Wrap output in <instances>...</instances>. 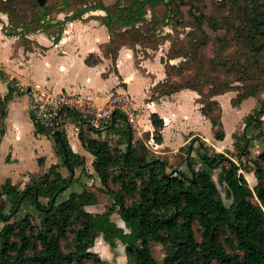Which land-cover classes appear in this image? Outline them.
Listing matches in <instances>:
<instances>
[{"label": "trees", "instance_id": "1", "mask_svg": "<svg viewBox=\"0 0 264 264\" xmlns=\"http://www.w3.org/2000/svg\"><path fill=\"white\" fill-rule=\"evenodd\" d=\"M168 1L170 3L172 0ZM226 1L228 0H220V3L224 4ZM44 2L40 3L38 0V8L45 9ZM164 2L165 0H116L112 9L93 4L66 15L63 20L82 18L86 10L103 9L106 14L96 16L109 32V41L102 50L110 58L115 72L120 47L131 48L135 64L138 65V59L153 57L159 46L169 40L168 50L160 56L165 77L151 87L150 97L158 99L184 88L195 90L202 98L200 113L210 121L214 139L222 140L225 131L220 104L214 96L236 89L237 85L205 75L200 66L194 67L190 74L184 76V70H191V62L200 58L197 48L206 40L182 41L177 38L169 39V33L163 34L162 29L167 20L174 16L179 18L181 13L178 6H167L162 14H156V6ZM237 2L239 0H235ZM22 10V4L17 0L3 3L0 12L7 13L8 16L10 13L11 17H15L14 21L9 20L6 25L18 23L13 29H8L6 25L2 28L6 34L18 35L25 50H32L26 43L31 39L26 35L42 29L50 12L46 10L34 20L36 27L23 29L22 20L18 21L20 16H24ZM228 13L229 16L218 20L216 17L204 19L203 13L195 15L191 12L199 28L203 22L213 31L224 28L240 46V51L235 56L210 59L211 70L225 66L227 71L242 69L244 74L250 73V67L253 70L256 66L257 69L264 60V0H244L243 4L230 7ZM232 13L236 22L233 21L234 17L231 18ZM63 20L55 22V25L60 26ZM21 30L26 31L23 33ZM60 31L56 35H49L53 42L58 41ZM176 58L179 60L171 62ZM85 61L95 64L99 57L90 53ZM173 74L180 76V79H174ZM0 78L6 81L7 87L5 95L0 96L1 139L5 131L3 120L7 102L13 93L20 94L23 91L14 85L15 78H8L2 70ZM203 86H207L206 90ZM261 89L264 86L259 83L250 84L236 93L232 104H240L245 97L255 95ZM263 115L264 98L260 106L245 119L240 135L244 142L248 138L245 135L246 127L253 122L256 126L264 124V119L261 118ZM150 120L156 133L153 141L160 143L163 119L152 112ZM63 123L64 121L61 126ZM34 125L36 132L48 134L43 126L36 122ZM111 128L122 137L119 143L125 144V147L111 153L107 152L106 141L99 136L100 132L89 130L96 136H87L82 129L77 132L82 146L94 157L92 166L101 186L96 189L105 192L112 199L107 210L92 212L86 209V206L97 202L95 191L86 188L71 191L62 200H58V197L64 190L58 192L48 208L51 196L67 180L58 169V163L51 164L46 172L25 183L21 190L11 185L9 179L3 182L0 201L6 194L12 204L10 211L13 218L6 219L9 214L0 210V264H104L101 257L90 250L98 236L111 249L121 243L127 263L132 264H160L153 256L152 242L161 244L165 249L161 264H264V185L261 184L264 169L259 164H256L254 171L257 183L251 189L242 173L222 164V160H228L223 153L215 151L214 155H209L205 151L201 152L206 146L203 140L198 143L196 154L207 169L195 168L189 154L185 161L186 170H183L169 165L150 151L147 153L145 141L143 143L137 140L132 144L130 131L126 128ZM258 134L264 135L263 132ZM60 135L62 143L55 133L51 134L55 152L62 164L66 166L65 149L67 162L71 167L82 165L83 156L71 150L62 130ZM201 146L202 149H199ZM234 146H237L236 140ZM187 149L189 152L193 150L189 149V145ZM240 149L242 147H238ZM259 160L264 161V149ZM229 163L235 167L234 163ZM218 167H221L219 181L224 184L228 204L224 202L212 179L210 170ZM39 192L48 195L46 203L39 202ZM252 195L256 196L261 210L253 208L250 202ZM128 199H131L129 204L126 202ZM18 200L20 204L28 202L41 211L39 222L34 221L31 213L16 217L14 207ZM115 208L124 226L116 224L112 218Z\"/></svg>", "mask_w": 264, "mask_h": 264}, {"label": "rangeland", "instance_id": "2", "mask_svg": "<svg viewBox=\"0 0 264 264\" xmlns=\"http://www.w3.org/2000/svg\"><path fill=\"white\" fill-rule=\"evenodd\" d=\"M22 4L23 10L22 14L24 16H20L19 20H22L21 26L24 28H34L36 27L35 19L42 16V13L48 10L50 13L48 15L47 23H43L42 29L36 31L35 33H45L47 35H56L61 26L55 25V22L52 20L57 19L63 20L66 15H71L73 12L85 8V6H91L93 4L97 5H104L112 9V4L116 0H44V8H38V0H17ZM166 2V3H165ZM164 4H160L156 6V14H162L167 6L170 7H179L181 11L179 18L177 16L171 17L167 20L166 24L163 27V34L169 33V39H183V40H201L205 39L206 42L199 45L198 52L200 54V58L197 61L191 62V70H184V76L190 74L194 67L200 66L203 70L205 75L212 77L215 80H228L231 81L233 85H237L236 89H231L227 92H224L220 95L214 96L215 99L220 104V114L221 120L223 123V128L226 133V137H224L221 141L214 139L212 134V128L210 121L208 118L204 117L199 110V107L202 105L200 95L194 90L192 101L188 100L186 97L182 99V106L184 111L189 115L187 121H183L180 124V132H177L173 135L172 139L169 140V144H174L184 138V134H188V140L185 143L184 147H182L176 154H170V149L168 147H161L156 145H150L148 147L143 141L146 138H150L149 133L142 131L141 134H138L136 130H133L126 126V124L120 120L117 122V129L118 128H126L130 131V135L132 137V144L135 141L139 140L144 143L145 147L147 148V153L150 151L153 155L158 154L160 151H164L163 159L171 166L178 167V164L184 163L189 157L194 162L195 168L204 167L207 169V166L202 163V161L197 156V146L200 141H205L206 146L202 149L201 152L205 151L209 155H214L215 151L223 153L230 162L234 163L235 167H232L228 160H222V164L230 169L237 170L238 172L242 173L245 179L247 180L248 186L253 189L254 185L257 183V179L255 177L254 171L256 168V164H259L261 168L264 169V161L259 160V155L261 151L264 149V135L259 136V132H263L264 134V124L261 123L260 126H256V124L251 123L249 126L246 127L245 135L247 140L240 137L243 132L244 122L248 115L252 114L255 109L260 106V102L264 98V89L259 90L255 95L245 97L240 104L233 105L232 98L235 97L238 91H242L245 87H249L250 84L259 83V85L264 86V60L260 63L261 65L259 68L256 69V66L252 70L250 67V73L244 74L243 70H232L227 71L226 67L217 68L215 71H212L210 68V59H216L218 56L226 57V56H235V53L240 51V46L238 43H235L234 39L232 38V34L230 32H226L224 28H219L217 31H213L209 28L206 23H202L201 28L197 26V21L194 16L191 14L193 12L195 15L199 13H203L204 19L207 17H216L218 20L221 17L229 16L230 14L229 9L230 7L233 8L236 4H243L244 0H239V2L235 3L233 1H226L224 4L220 3V0H172L170 3L166 0ZM247 2V1H245ZM3 3H9V0H0V7ZM100 9V8H98ZM94 10V9H93ZM103 10V9H101ZM104 11V10H103ZM91 10H86L83 15L90 13ZM105 11L102 15H105ZM0 16L6 19V21H14L15 17L9 16L7 13L0 12ZM233 21L236 22L234 13H232L231 18ZM56 21V22H57ZM64 21V20H63ZM221 22V21H219ZM18 23V22H17ZM16 22L11 25L9 23L6 25L8 29L15 28ZM21 29V28H20ZM18 31V30H17ZM26 30H21V32H25ZM29 33H27V37ZM33 34V33H30ZM35 37V36H32ZM31 39V38H29ZM182 40V41H183ZM20 42L22 43V39L20 38ZM19 43V44H21ZM27 45L33 47L32 50H29L26 54L29 55L28 63L23 64V67L27 64V71L34 73L35 75L38 73L39 76H43V74L48 69L51 73V79L58 78L61 76H54V69L55 63L58 61L55 56V52L51 50L46 55L40 52L42 51L41 47L36 45V41L31 39V41L26 42ZM170 45V41L166 40L163 44H161L156 52L161 51L163 55L166 53ZM23 48V45L21 44ZM192 48V46L190 47ZM138 49V48H137ZM33 52V53H30ZM140 54V52H138ZM141 59H138V64L140 63ZM179 58L171 60V62L178 61ZM46 61L50 63L47 66ZM121 66L123 70H126L130 65L127 61L121 62ZM140 68V66L138 65ZM148 71H151L152 74L160 77L163 73L162 64L159 62V59L154 57L151 58L147 63ZM111 68V67H110ZM262 69V71L260 70ZM141 80L138 81L136 84L133 85V91H138V89H142L145 87L147 81L151 80L150 75L143 74L142 72L137 75ZM174 79H180V76L173 74L172 76ZM38 78V77H37ZM16 82V79H15ZM204 90H206L207 86H203ZM126 90V89H125ZM21 91L23 89L21 88ZM24 92V91H23ZM27 92V91H26ZM25 92V93H26ZM134 92L133 94L138 97V101L141 100V96L138 93ZM149 90L146 92V95L149 96ZM25 101V97L23 98ZM175 100V99H174ZM145 101V99H144ZM192 102V103H191ZM177 103L176 101H167L164 102L162 105V110L171 111L173 109V104ZM143 107V106H141ZM149 108L146 107V111L148 112ZM67 113H69L67 111ZM70 114V113H69ZM27 110L24 107V103L21 106L13 107L12 109V120L15 125H18L21 131V137L19 141L15 142L11 140V135L3 137L0 142V187H2L3 182L6 181V177L10 176L9 182L11 185L16 187H22L24 183H27L33 179H37V177L43 174L45 171L48 170L47 166H44V160L46 159V155L50 157V150L54 153L51 154V158H56L58 161V169L61 173L68 178L69 170L65 165L62 164L61 158L55 153V148L51 146V141L53 145V139L48 137H42L41 139L34 138L35 136L31 133V124L28 120ZM264 119V115L261 117ZM69 123V122H68ZM15 125L12 124V129L15 128ZM144 127V126H143ZM68 128L71 131L73 130V125L69 124ZM89 128L83 129L84 134L87 136H96L95 133L89 131ZM191 130V131H190ZM194 130V131H192ZM169 131V130H168ZM190 131V132H189ZM152 138L155 137L156 133L150 132ZM236 135L237 137H233ZM99 136L104 138L106 141V150L108 153L116 152L119 148L125 147L124 143H119L120 134L115 131H108V132H100ZM210 139L209 143L206 139ZM34 139V140H33ZM234 140H236V145L234 146ZM187 145H190L193 149L191 152L187 149ZM161 147V148H160ZM238 147H242V149L238 150ZM13 148L15 153L12 150ZM72 150V149H71ZM38 151L37 153H34ZM73 151V150H72ZM167 151V152H166ZM199 151V150H198ZM44 153L45 155L41 154ZM40 154V155H39ZM149 156V154H148ZM47 157V160L49 158ZM93 155H91L88 151L85 152L83 155V163L74 168V175L70 183L68 184L67 188L64 192L58 197V200L65 199L71 191H81L83 188L88 190L95 191L97 195V202L94 205L87 206V210L96 212V211H104L109 208L112 203L111 197L106 194L105 192L99 191L96 188L101 187L99 179L93 169L92 160ZM14 164L12 166L9 163ZM186 170V167L183 168ZM221 167L211 169L212 179L213 182L217 185L224 202L226 204L229 203V200L225 197V187L224 184L219 181ZM8 182V183H9ZM261 184L264 185V172L263 177L261 179ZM6 186V185H5ZM23 188V187H22ZM21 188V189H22ZM39 202L46 203L48 195H44L39 192L37 196ZM127 204L131 202V199H128ZM250 202L253 208L256 211L262 209L259 201L257 200L255 195L250 197ZM11 202L6 198V194L3 195L2 200L0 201V210L7 215L11 213L9 217L12 220V212L11 209ZM26 213H31L32 218L34 221L39 222L42 217V213L39 210H36L32 205L28 202L20 204L16 210V217L22 216ZM5 216V215H4ZM8 218V219H9ZM112 218L115 220L116 224L120 226H124V223L118 214L117 208L113 209ZM7 221V220H6ZM2 225V221L0 222V228ZM101 243V239L98 237L95 238L94 245L90 248L92 251H95L103 260L104 264H117L114 263L118 255H122L124 251V246L121 243H117L116 247L111 250V255L107 256V259L104 258V254H101L100 248H98L99 244ZM107 243V242H106ZM108 245V243H107ZM109 246V245H108ZM123 247V250H122ZM153 256L158 261V263H162V259L165 255L164 247L157 243H151ZM110 248V247H109ZM97 250V251H96ZM125 254V251H124ZM102 255V256H101ZM126 255V254H125ZM120 261V260H119ZM124 261V260H123ZM119 264V263H118ZM123 264H132L127 263V258Z\"/></svg>", "mask_w": 264, "mask_h": 264}, {"label": "crops", "instance_id": "3", "mask_svg": "<svg viewBox=\"0 0 264 264\" xmlns=\"http://www.w3.org/2000/svg\"><path fill=\"white\" fill-rule=\"evenodd\" d=\"M103 12V10L96 8L94 10H91L90 13L83 15L82 18L64 20L60 25L61 31L57 42H53L52 36H49L45 33L28 34V36H30L28 38L34 39L36 41V45L38 47H41L42 51L40 52L43 54V56H45V53H48L51 50L55 52V56L58 61L55 63L54 76L59 75L61 77L54 79H51V73L48 69L41 77L38 73L35 75L34 73L28 72L27 64L25 65V67H23V64L28 63L29 61L30 56L26 54L27 52H29V50H25L24 47H21V44H19L21 43L20 37L18 35L5 33L2 27L6 25L7 21L5 18L0 16V70H2L8 76V78H15L20 85H27L28 83H38L42 86L48 87L54 92H79L92 97L96 101H103L106 98L107 94L111 91L127 92L131 96L134 106L138 108V134H141V132L144 131L149 133L150 135V138L145 140V144L148 147H150V145H156V147H168L170 149L169 151L171 152L170 154H176L182 147H184L185 143L188 140V134H184V138L177 143H174L173 145L169 144V140L172 139L175 133L181 131L180 124H182L183 121H187L189 115L183 109L182 99L186 97L188 100L192 101L194 95L191 92H193L194 90L184 88L171 93L170 95L159 97L158 99L151 98L150 92L149 96L146 95V92L148 90L150 91L151 87L154 84H156L158 81L163 80L165 77L164 65L160 62V56L163 55L161 51L156 52L154 56L151 57L158 58L159 62L162 64L163 73L160 75V77H157L156 75L152 74L151 71H148L147 63L151 58H141L140 63L138 64L140 66L139 68L138 65L135 64L132 49L126 46H122L118 49L115 72L111 67L110 58L105 56L102 50L103 46L109 41V32L106 25L103 24L98 18H96V16L102 15ZM33 47L35 46H32V49ZM90 53H93L95 56L99 57V61L97 63L88 64L85 61L86 57ZM124 61H127L130 65L126 70H123L121 66V62L123 63ZM45 64H47V66L50 65L48 61H46ZM140 72L150 75L151 80L147 81L145 87L143 88V91H141L142 89L140 88L136 92L133 91L132 87L134 84L141 80L137 76ZM21 88L22 87H20V89ZM23 91L24 92L20 94L13 93L11 95V98L7 102L6 116L3 120L5 131L1 139L3 137L11 135L12 141H19L21 137V131L19 126L13 123L12 109L13 107H17L18 105L22 107L23 103L25 109L27 110V118L32 128L30 132L33 133V135L35 136L34 138H52L51 134L49 133L44 134L39 131L36 132L34 121L32 119L30 111L29 93H27L25 89H23ZM6 92V81L0 78V96L3 97ZM134 92L138 93V95L141 96L142 101L137 100L138 97L133 94ZM24 97L25 101L23 100ZM167 101L177 102L173 104L174 107L171 111L162 110V105H164V102ZM146 107L149 108L148 112L146 111ZM152 112H156L163 119L160 143L153 141L152 135L150 133L153 132V125L150 120V114ZM120 120L122 119L118 117L114 124L101 131H114L111 130V127H115L117 125V122ZM74 123V120L68 118L62 124L60 130L63 131L66 141L73 152L83 156L86 150L78 139L77 128L75 127ZM12 124L15 125L14 129H12ZM69 124L73 125L74 131H71L68 128ZM80 126L83 127L82 125ZM140 127L143 128L141 129L142 131L139 130ZM224 137H226V133ZM206 140L209 142L210 139ZM51 146L52 148L54 147V143L52 145V141ZM190 148L191 146L189 145V149ZM9 150H12V152L15 153L13 148H10ZM37 152L38 151L34 153ZM162 152L164 153V151H160L159 153L164 155ZM52 153H54V151L52 152V150H50V157L46 155V159L44 160V166H47L48 168L51 164L58 163V161H56V158H51ZM41 154L45 155L43 152ZM155 155L163 158L162 155ZM47 157L49 158V160H47ZM9 164L11 165V168L12 166H14V164L12 163ZM185 165V162L183 164L180 163L178 164V167L176 169H183L185 168ZM9 178L11 177H6V179ZM21 188L19 187L18 190H21ZM98 238L101 239V243L99 242L100 244L98 248H100V250L102 251L101 254H104V258L107 259V256L111 255V250H109L111 248H109V246L101 236H98ZM117 257L118 258H116V261L114 263L123 264L126 260L124 251L122 255H118Z\"/></svg>", "mask_w": 264, "mask_h": 264}, {"label": "built area", "instance_id": "4", "mask_svg": "<svg viewBox=\"0 0 264 264\" xmlns=\"http://www.w3.org/2000/svg\"><path fill=\"white\" fill-rule=\"evenodd\" d=\"M14 85L29 93L32 119L49 134L55 133L56 128L60 130L61 122L68 118L75 121L77 132L86 128L104 130L114 124L118 117L126 126L138 132V108L127 92L111 91L103 101H96L79 92H54L38 83L20 85L16 80Z\"/></svg>", "mask_w": 264, "mask_h": 264}, {"label": "water", "instance_id": "5", "mask_svg": "<svg viewBox=\"0 0 264 264\" xmlns=\"http://www.w3.org/2000/svg\"><path fill=\"white\" fill-rule=\"evenodd\" d=\"M39 1H40V3H43V2H44V0H39ZM165 1H166V0H165ZM47 17H48V16H47ZM52 21H53V22H56L57 19H54V20H52ZM55 135H56L57 138L59 139L60 143H62V139H61L60 132H59V129H58V128L55 129ZM64 160L66 161V167H67V169L69 170L70 173H69V176H68L66 182H65L63 185H61V186H60V187L54 192V194L51 196V198H50V203H49V207H48V208L51 207V204H52L53 201L55 200V197H56V195L58 194V192H60V191H62V190H65V189L67 188L68 184L70 183V181H71L72 178H73V175H74V168L71 167V166L68 164V162H67V155H66V151H65V149H64ZM21 198H22V196L20 197V199H21ZM19 204H20V201L18 200L17 203H16V205H15V207H14V211L17 210ZM10 216H11V213L6 217V219H8Z\"/></svg>", "mask_w": 264, "mask_h": 264}, {"label": "bare ground", "instance_id": "6", "mask_svg": "<svg viewBox=\"0 0 264 264\" xmlns=\"http://www.w3.org/2000/svg\"><path fill=\"white\" fill-rule=\"evenodd\" d=\"M119 123V122H118ZM116 127V126H115Z\"/></svg>", "mask_w": 264, "mask_h": 264}]
</instances>
